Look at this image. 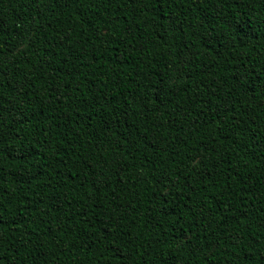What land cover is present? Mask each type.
Wrapping results in <instances>:
<instances>
[{"label":"trees","instance_id":"1","mask_svg":"<svg viewBox=\"0 0 264 264\" xmlns=\"http://www.w3.org/2000/svg\"><path fill=\"white\" fill-rule=\"evenodd\" d=\"M0 264H264V0H0Z\"/></svg>","mask_w":264,"mask_h":264}]
</instances>
